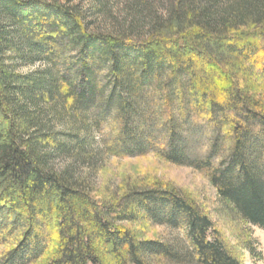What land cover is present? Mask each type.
<instances>
[{"label": "trees", "instance_id": "obj_1", "mask_svg": "<svg viewBox=\"0 0 264 264\" xmlns=\"http://www.w3.org/2000/svg\"><path fill=\"white\" fill-rule=\"evenodd\" d=\"M263 82L264 0H171L144 31L98 29L57 0H0V264H242L193 198L102 190L54 163H92L110 122L111 155L193 168L264 229ZM150 225L184 227L187 246L143 238Z\"/></svg>", "mask_w": 264, "mask_h": 264}, {"label": "rangeland", "instance_id": "obj_2", "mask_svg": "<svg viewBox=\"0 0 264 264\" xmlns=\"http://www.w3.org/2000/svg\"><path fill=\"white\" fill-rule=\"evenodd\" d=\"M57 1L77 6L90 17L98 29L122 31L143 27L144 31L153 19L165 15V10L171 0ZM39 67V64L21 66V71L27 73ZM112 134L110 122L104 123L93 132L90 148L94 155L92 163L82 164L66 158H58L54 163L55 169L60 170L74 164L78 175L87 178L95 187L102 190L115 189L118 186L122 188L144 187L153 184L176 189L193 198L210 216L215 229L232 248L242 264H264V229L245 225L236 220L203 174L193 168L173 165L153 156L115 157L107 150ZM139 227L143 228L141 225ZM141 235L143 238L167 242L181 248L187 246L185 230L182 226L150 225L143 229ZM242 236L247 238L251 244L252 253L241 245L239 239Z\"/></svg>", "mask_w": 264, "mask_h": 264}]
</instances>
